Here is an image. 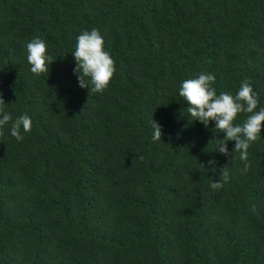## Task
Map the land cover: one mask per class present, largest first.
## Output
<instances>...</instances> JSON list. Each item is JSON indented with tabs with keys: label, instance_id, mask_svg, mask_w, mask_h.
<instances>
[{
	"label": "trees",
	"instance_id": "trees-1",
	"mask_svg": "<svg viewBox=\"0 0 264 264\" xmlns=\"http://www.w3.org/2000/svg\"><path fill=\"white\" fill-rule=\"evenodd\" d=\"M93 28L115 61L102 93L73 72ZM36 37L49 74L30 70ZM201 72L264 108V0H0L2 107L32 120L22 141L0 129V264H264V122L242 174L179 95Z\"/></svg>",
	"mask_w": 264,
	"mask_h": 264
},
{
	"label": "clouds",
	"instance_id": "clouds-1",
	"mask_svg": "<svg viewBox=\"0 0 264 264\" xmlns=\"http://www.w3.org/2000/svg\"><path fill=\"white\" fill-rule=\"evenodd\" d=\"M75 50L72 52L76 61L73 69L77 75L81 88H87L91 93H102L109 85L114 75L115 61L110 54L104 50V38L100 32L93 28L91 31H84L78 35ZM27 61L31 65V72L35 75L49 74V64L54 60L47 54V46L39 37L33 38L26 44ZM215 75L201 72L197 77L185 79L179 88V95L187 101V114L192 121H200L205 127L210 121H215L214 129L224 132L226 135L223 142L216 146L215 151L229 156L227 141H235L233 153H239V159L243 163L242 174L250 170L251 164L248 160V149L255 142L260 134L262 122H264V108L258 107L257 94L253 91L252 85L247 80L242 81L238 92L231 95L221 92L217 95L216 89L212 86L215 83ZM91 85V87H90ZM5 104L0 95V129L11 122V135L18 141L23 140L21 130L28 133L32 128V120L29 115L18 116L14 121L11 114L4 111ZM248 114L240 124L234 121L238 114ZM152 139H162V126L151 118ZM3 133L0 132V135ZM232 155L230 156V160ZM214 166L215 160L208 161ZM213 167V171H214ZM229 173L226 169L220 172V180L213 181L210 187L219 190L229 180ZM252 211H256L255 205Z\"/></svg>",
	"mask_w": 264,
	"mask_h": 264
}]
</instances>
